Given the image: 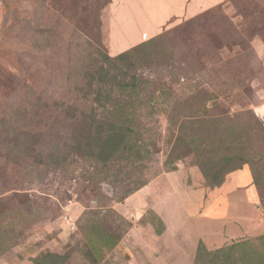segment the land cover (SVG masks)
<instances>
[{
	"label": "rangeland",
	"instance_id": "obj_1",
	"mask_svg": "<svg viewBox=\"0 0 264 264\" xmlns=\"http://www.w3.org/2000/svg\"><path fill=\"white\" fill-rule=\"evenodd\" d=\"M146 6L0 0V264H264V0Z\"/></svg>",
	"mask_w": 264,
	"mask_h": 264
},
{
	"label": "crops",
	"instance_id": "obj_2",
	"mask_svg": "<svg viewBox=\"0 0 264 264\" xmlns=\"http://www.w3.org/2000/svg\"><path fill=\"white\" fill-rule=\"evenodd\" d=\"M137 1V0H133ZM143 1V0H138ZM147 6L145 8L148 9L147 14H145L143 22H144V28L145 30H154L158 29L166 20L170 19L171 17L177 16V15H184L189 16V14L193 15L199 10H203L205 8L214 6L215 4H221L224 2V0H145ZM145 4V3H144ZM139 6V4H137ZM128 12V11H127ZM133 18L135 17V14L133 12ZM132 18V22H133ZM231 183V184H230ZM227 183V185L223 184L222 188H225L226 190H229L231 187L235 188V191L237 190H243L241 192L242 199L244 200L245 209L248 211H252L251 203H254V194L253 189L250 186L249 183L244 182V187H241V183H239L238 179ZM239 188V189H237ZM225 194V191H224ZM214 197H210V200L208 202V211L206 213L210 214L209 216H218L223 212V210L226 211L225 206H219V202L224 201L223 194H221L219 197L217 196V192L214 191ZM173 198L171 196L167 197V199L162 202L156 204V206L167 204L168 209L167 211H163L160 209L159 212H162L163 217H165V220L163 218L165 233H168V227H170V223L172 226H175V229L177 230H184L185 225H183L181 222V218L179 221H177L174 217H187V214H185V210L182 209L184 206L180 205L179 203L174 204V201H172ZM221 200V201H220ZM223 204V203H222ZM250 207V208H249ZM228 208V207H227ZM230 211V207L228 209ZM227 210V211H228ZM247 211V212H248ZM168 215L170 217H168ZM222 215V214H221ZM162 218V217H161ZM218 218V217H216ZM172 219V221H171ZM194 220L193 218L190 220V218L186 221V223H189L190 221ZM178 228H177V227ZM188 227V225H187ZM174 228V227H173ZM241 231V229H240Z\"/></svg>",
	"mask_w": 264,
	"mask_h": 264
},
{
	"label": "trees",
	"instance_id": "obj_3",
	"mask_svg": "<svg viewBox=\"0 0 264 264\" xmlns=\"http://www.w3.org/2000/svg\"><path fill=\"white\" fill-rule=\"evenodd\" d=\"M116 136V134L112 131V135H107L104 139H103V141H104V144H103V146L101 147V149L105 146V143H106V147H107V149L109 148V150L110 151H113V150H115L116 149V145L114 144V147L111 145L112 143H113V141H112V139L114 138ZM97 140H99V138H95L94 139V142L91 144V145H89V147H90V149H92V153H95V152H97V151H99V146L98 145H96V143H98V141ZM95 143V145H93ZM79 148V147H78ZM100 149V150H101ZM50 159H51V157H50ZM50 159H47V161H45L46 162V164H51V163H55L56 165L57 164H59V162H60V160H58V159H54V158H52L51 160ZM50 256V255H49ZM41 262H43L42 261V258H41V260H37V259H35L34 260V264H41ZM63 262V261H62ZM43 264H49L48 262L47 263H43ZM51 264V263H50Z\"/></svg>",
	"mask_w": 264,
	"mask_h": 264
}]
</instances>
